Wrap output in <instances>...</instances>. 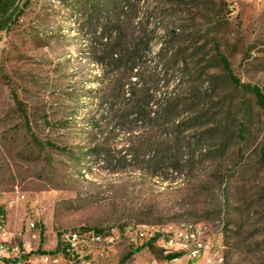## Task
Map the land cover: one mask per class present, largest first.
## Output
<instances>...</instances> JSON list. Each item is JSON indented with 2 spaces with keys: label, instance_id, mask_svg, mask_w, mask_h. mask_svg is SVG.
<instances>
[{
  "label": "rangeland",
  "instance_id": "obj_1",
  "mask_svg": "<svg viewBox=\"0 0 264 264\" xmlns=\"http://www.w3.org/2000/svg\"><path fill=\"white\" fill-rule=\"evenodd\" d=\"M110 1L14 0L0 29V245L24 250L32 264H76L67 252L43 263L40 252L54 255L60 233L78 227L122 234L135 224L200 223L222 244V264H264V116L249 91L208 62L214 40L240 82L264 93V0H127L108 18ZM92 4L101 15L89 25ZM106 27L112 42H146L138 71L100 63ZM174 27L195 30L198 41L183 79L165 77L154 54ZM137 74L158 81L150 84L155 106L164 92L191 100L206 89L204 124L171 133L162 119H122L128 101L106 82L133 83ZM175 138L184 147L165 151ZM162 259L151 243L122 241L91 264Z\"/></svg>",
  "mask_w": 264,
  "mask_h": 264
},
{
  "label": "trees",
  "instance_id": "obj_2",
  "mask_svg": "<svg viewBox=\"0 0 264 264\" xmlns=\"http://www.w3.org/2000/svg\"><path fill=\"white\" fill-rule=\"evenodd\" d=\"M124 1L126 2L127 0H111L110 2H106L107 12L105 13L108 15V18L111 17L112 13L116 11V8L119 7V5H121ZM13 2L14 0H0V29H3L10 23L11 16L16 10V8L12 6ZM89 7L90 9L88 10V13L90 14V17L88 19V23L91 25L93 23V19L99 17L101 13L97 10L96 5L92 4L89 5ZM217 13L218 11L213 12V15L216 16V19L219 18L216 15ZM111 31L112 29L107 27L102 31L101 39H105V42H102L101 44L103 60L100 63L104 65L105 69H108L110 66L116 64L123 65L129 74L130 71H138L137 62L140 57L139 54L144 49L143 47H145L146 42H144L142 39L139 42H133L129 40L123 41L120 37H118V40L116 39L115 42H112L111 36H107V34H110ZM195 33L196 31L193 29L189 31L187 28L181 29L178 27L171 28L165 33V40L159 43L157 51L154 52L155 59L158 61L157 64L161 68L160 72H162L165 77L169 74V71H172L175 75L176 73H179L178 75H180L182 79L190 75L189 72L191 62L188 61L187 57L185 56L188 55V53H191V55L192 53H196V43L198 41L195 37ZM209 33L210 30H208L207 34ZM211 47L213 54L208 59V62L216 63V65L221 68L224 77L231 85H233L234 88H236V90L244 89L249 91L253 95L255 103L258 105L264 116V93L261 91V89L256 86L242 84L239 78L233 74L229 60L220 51L219 45L214 40L211 41ZM104 60H109V62L104 63ZM106 73L109 72L106 71ZM136 77L137 78L135 79V82H129L128 84L124 83L123 79L121 78L115 80L114 76H111V78L107 79L106 84L112 93H114L113 97L117 100L119 98H123L124 100L126 99L128 101V103L122 104L123 108L121 110L123 111V114L120 116L122 119L127 120L128 117H132V115L135 117L133 121L143 119H162L165 125H169L171 129H174V132L171 133H177L184 126L186 129H191L204 124H202V121H204L210 109L206 104L208 99L206 89L203 91H197L194 89L191 94V100H189V98H182L177 94L167 96L166 92L162 94L160 93V100H162V103L160 102V104L155 106L156 104L152 103V99L154 97L152 89L154 88H152L151 85L154 83L157 84L158 81L146 80L142 76L138 77V74ZM130 79L131 76L129 75V81H131ZM173 81H177V83L181 82L178 76L177 78L174 77ZM210 81L211 80H206V83H209L208 85L211 86L214 83V80L211 82ZM125 85H128L126 89L124 88ZM162 87L167 88V82L166 84L162 85ZM116 101L109 104L112 111H115L116 105L121 103ZM153 105L155 108H153ZM180 113H192V115L185 121L180 122L178 119ZM217 126L219 127L220 123H218ZM210 131L211 130L209 129L203 130L200 133L201 138L205 139V137H211L212 132ZM175 140L177 139H174V145L169 146V149L166 148L165 151L169 152L172 147H174L173 150L178 152L180 151V148L182 149L184 147V144L182 141L180 142V139H178L177 142H175ZM189 146L190 144L188 143V147ZM259 152L260 161L264 165V136ZM94 230L100 231L97 229ZM57 251L58 246L50 253H56ZM40 254H47V252L41 251ZM131 255L132 252L129 251L122 258V261L128 259ZM178 256L180 255L175 253L164 255V258L172 259ZM25 257H28V254ZM0 262L3 264H14L12 261L6 259H0Z\"/></svg>",
  "mask_w": 264,
  "mask_h": 264
},
{
  "label": "built area",
  "instance_id": "obj_3",
  "mask_svg": "<svg viewBox=\"0 0 264 264\" xmlns=\"http://www.w3.org/2000/svg\"><path fill=\"white\" fill-rule=\"evenodd\" d=\"M13 203L14 200H11L10 204ZM122 241L131 245L151 243L157 246L163 255L178 253L191 260H202L204 264H222L224 261L221 253L222 244L204 224L200 223H183L176 227L167 226L162 230L154 225L135 224L126 226L122 234L78 227L62 231L59 235L58 251L54 255L41 254L39 260L43 263H55L67 252L66 256L70 261L76 264H91L96 256H104L108 250ZM26 255L24 250L17 246L0 245V259L12 261L14 264H32V260L25 257ZM180 256L172 258L171 264Z\"/></svg>",
  "mask_w": 264,
  "mask_h": 264
},
{
  "label": "crops",
  "instance_id": "obj_4",
  "mask_svg": "<svg viewBox=\"0 0 264 264\" xmlns=\"http://www.w3.org/2000/svg\"><path fill=\"white\" fill-rule=\"evenodd\" d=\"M158 264H171V259H162L158 261ZM174 264H203L202 260H191L186 256H180V258Z\"/></svg>",
  "mask_w": 264,
  "mask_h": 264
}]
</instances>
